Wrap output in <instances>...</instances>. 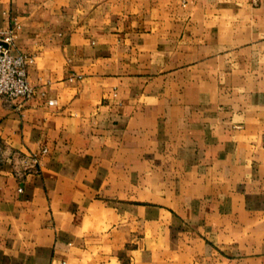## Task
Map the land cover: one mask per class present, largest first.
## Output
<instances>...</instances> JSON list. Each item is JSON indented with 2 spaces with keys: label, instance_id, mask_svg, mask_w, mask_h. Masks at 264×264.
<instances>
[{
  "label": "crops",
  "instance_id": "crops-1",
  "mask_svg": "<svg viewBox=\"0 0 264 264\" xmlns=\"http://www.w3.org/2000/svg\"><path fill=\"white\" fill-rule=\"evenodd\" d=\"M8 33L0 264H264V0H0Z\"/></svg>",
  "mask_w": 264,
  "mask_h": 264
},
{
  "label": "built area",
  "instance_id": "built-area-1",
  "mask_svg": "<svg viewBox=\"0 0 264 264\" xmlns=\"http://www.w3.org/2000/svg\"><path fill=\"white\" fill-rule=\"evenodd\" d=\"M11 46V34H0V96L7 100H27L35 93L28 79V67L33 58L24 53L13 52ZM32 160V164L26 165V170L35 168L36 156H32Z\"/></svg>",
  "mask_w": 264,
  "mask_h": 264
}]
</instances>
